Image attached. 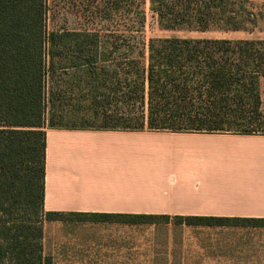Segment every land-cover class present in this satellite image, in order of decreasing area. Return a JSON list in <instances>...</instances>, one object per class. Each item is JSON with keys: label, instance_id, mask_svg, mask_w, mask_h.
I'll return each mask as SVG.
<instances>
[{"label": "trees", "instance_id": "1", "mask_svg": "<svg viewBox=\"0 0 264 264\" xmlns=\"http://www.w3.org/2000/svg\"><path fill=\"white\" fill-rule=\"evenodd\" d=\"M52 1L0 0V264H54L47 221L264 227L257 217L44 210L47 128L264 134V38L145 41L146 0H69L91 26L50 27ZM147 1L172 32L250 33L264 14L253 0Z\"/></svg>", "mask_w": 264, "mask_h": 264}, {"label": "crops", "instance_id": "2", "mask_svg": "<svg viewBox=\"0 0 264 264\" xmlns=\"http://www.w3.org/2000/svg\"><path fill=\"white\" fill-rule=\"evenodd\" d=\"M82 131L86 130L50 129L46 132L43 196L46 211L264 218V134H186L197 140L187 148L188 161L181 163L182 171L176 174L170 162L166 173L134 184L130 165L126 163L81 164L59 155L50 159V138L52 145L55 138L60 143L61 135L69 136L72 132L82 139L84 135L78 134ZM109 133L107 135L116 136L109 137L113 143H119L121 136L129 134L125 131ZM233 147L235 158L228 159ZM48 222L87 228L75 242L76 251L66 254L69 257L73 254L76 264H156L155 256L160 254L154 249L155 244L147 250L146 243L133 242L130 236L132 226L151 225ZM186 227L190 264H264V227ZM120 228L122 235L114 231Z\"/></svg>", "mask_w": 264, "mask_h": 264}, {"label": "rangeland", "instance_id": "3", "mask_svg": "<svg viewBox=\"0 0 264 264\" xmlns=\"http://www.w3.org/2000/svg\"><path fill=\"white\" fill-rule=\"evenodd\" d=\"M78 1V0H77ZM98 2V0H96ZM101 1V0H100ZM83 0L80 3H86ZM258 8L264 13V0H253ZM51 16L49 19L50 27H84L91 26L80 16L76 10L71 9L74 6L69 0H53ZM83 5V4H82ZM78 6V4H75ZM146 21L142 31V37L145 41L152 37H164L173 34L180 36H204V37H229V38H264V14L260 19V29L254 32L246 31H207V32H183V31H165L161 30L155 16L149 10L148 1L144 3ZM262 104L264 107V80L260 83ZM51 128H47L46 132ZM67 130V129H65ZM122 131V130H117ZM111 130H86L78 134L63 137L60 143L55 138L52 145L51 138L48 149V155L56 159V155L65 156L68 161H78L81 164H99L112 165L113 163H126L130 165L131 180L134 184H141L150 178L160 176L168 171L170 162H173L175 173L183 170L182 162L188 161L187 148L197 140L195 137L188 136L189 133H176L164 130L125 131L129 134L120 137L119 143H113L109 137H116L110 134ZM76 134V133H74ZM55 136V135H54ZM60 138V137H59ZM108 138V139H107ZM67 140V141H66ZM58 144V145H57ZM235 149H230L228 159H234ZM53 159V160H54ZM69 163V162H68ZM184 165V163H183ZM87 228L79 227L75 224L44 223V250L52 254L54 264H76L75 256L70 257L67 253L76 251L75 242L84 235ZM90 230V228H88ZM115 233L122 235V229H115ZM126 236L128 228H125ZM188 228L186 226L157 225V226H132L130 236L133 242L144 244L146 249H157L156 264H190L187 255ZM69 243V244H68ZM155 244L154 246H151ZM143 249V247L141 248ZM139 251H142V250ZM153 250V249H152ZM155 251V250H154ZM151 252V250H150ZM166 253V254H165ZM167 254L170 256L167 258ZM137 262L140 258L136 259Z\"/></svg>", "mask_w": 264, "mask_h": 264}]
</instances>
